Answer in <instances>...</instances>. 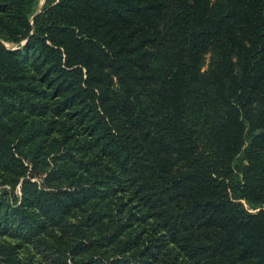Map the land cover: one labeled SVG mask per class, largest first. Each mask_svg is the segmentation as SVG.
I'll return each instance as SVG.
<instances>
[{
  "label": "trees",
  "instance_id": "trees-1",
  "mask_svg": "<svg viewBox=\"0 0 264 264\" xmlns=\"http://www.w3.org/2000/svg\"><path fill=\"white\" fill-rule=\"evenodd\" d=\"M38 3L0 0V264H264V0Z\"/></svg>",
  "mask_w": 264,
  "mask_h": 264
},
{
  "label": "rangeland",
  "instance_id": "rangeland-1",
  "mask_svg": "<svg viewBox=\"0 0 264 264\" xmlns=\"http://www.w3.org/2000/svg\"><path fill=\"white\" fill-rule=\"evenodd\" d=\"M211 1H213V0H211ZM43 2H44V0H39L38 6H37V8H36L37 12H39V10L41 9ZM6 46H7L8 48H15L14 45H7V44H6ZM208 59H209V55L207 56V60H208Z\"/></svg>",
  "mask_w": 264,
  "mask_h": 264
}]
</instances>
